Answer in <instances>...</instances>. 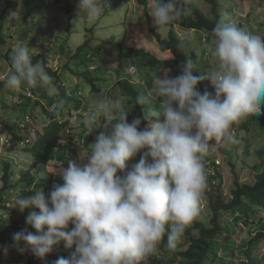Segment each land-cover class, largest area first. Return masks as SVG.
<instances>
[{"label": "clouds", "instance_id": "clouds-1", "mask_svg": "<svg viewBox=\"0 0 264 264\" xmlns=\"http://www.w3.org/2000/svg\"><path fill=\"white\" fill-rule=\"evenodd\" d=\"M192 2L150 0V14L157 28L166 27L190 15ZM106 5L105 0L79 2L83 19L90 22L102 17ZM212 35L207 52L214 67L206 76L193 75L195 63L186 57L180 75L154 74L152 86L137 95L135 102L142 107L159 99L158 108L144 113L146 127L141 128L140 118L128 122V111L119 99L95 101L83 119L89 135L102 115L118 123L110 134L96 136L83 157L68 160L58 173L63 183L54 184L47 197L42 190L17 197L15 206L22 213L39 209L26 217L35 234L27 229L13 234L17 251L30 250L43 260L63 241L74 251L70 259L60 257L54 264H146L166 233L164 247L176 250L199 214L207 157L221 146L238 143L233 126L260 115L264 105V36L238 26L227 12ZM29 51L24 44L13 49L4 87L13 91L40 87L56 96L53 77L43 63L32 62ZM203 79L211 82L214 98L197 89ZM137 154L139 161L126 170ZM210 161L215 165L216 160ZM2 247L7 255V246Z\"/></svg>", "mask_w": 264, "mask_h": 264}, {"label": "trees", "instance_id": "trees-1", "mask_svg": "<svg viewBox=\"0 0 264 264\" xmlns=\"http://www.w3.org/2000/svg\"><path fill=\"white\" fill-rule=\"evenodd\" d=\"M138 1L145 5L148 0ZM49 2L56 4L58 7L60 6L68 14L73 12L74 6H71L68 0H0V15L2 18L0 19V45H4L8 39L1 35L4 26L3 16L8 12L18 13L20 9L23 10L21 12L25 13L21 20L23 23L22 29L25 33L24 39H28L26 38L28 37V33H33V38L35 39L41 38L35 35L36 33L40 34L39 32L41 31L40 22L35 20V17L37 12H42L47 8ZM129 2L130 0H108V5L112 8H118L120 5H127ZM205 2L211 5L213 12H217V0H205ZM191 6L192 12L190 15L166 26L168 31L165 37L152 30L159 53L167 55L166 57L159 58L157 55L143 49L120 47L119 58L122 61L130 59L131 67L134 69L132 72L129 70V73H126L124 67L121 65L112 68L105 64L88 70V67L96 62H105L101 49L91 47L89 41H85L76 49L74 55H72L61 73H52L51 68L45 67V69L50 76H56L57 83L60 86L62 83L59 79L65 73L68 80L67 89H70V84L74 83L72 82L74 80L73 77L76 76L78 80L75 83L81 81L84 84L85 94L90 93L93 96L102 97L104 94L107 96L109 92L110 98L118 99L120 96L121 103L128 111V122L131 123L133 119L140 118L141 128H144L148 124V121L144 119V113L146 114L152 106L145 105L142 107L135 101L137 95L143 94L146 91V86L149 88L152 86L154 74L158 75L160 71L171 70L176 71L173 74L174 77L180 75L186 57H191L195 63V67L197 65V55L195 52H192L190 55L185 52L182 47L183 41L177 31L207 33L210 35V40L213 39L212 29L219 19L211 20L195 6L194 2H192ZM89 31L92 32V29ZM46 36L50 38L49 34ZM107 44L109 45L110 43L108 42ZM72 61H74L75 68L71 67ZM193 75L200 76L197 71H193ZM133 78L137 79V82H134ZM3 82L0 81V108L2 109L7 108V104L5 98H3L4 96L1 95V91L3 90L6 93L8 90V88L4 87ZM77 84L75 86L77 89L75 90L76 94L77 91L81 93ZM25 89L30 91L32 95L37 93V88L26 87ZM197 89L202 94L205 91L208 92L214 98L212 89L208 86L205 79L199 82ZM66 91L68 90L63 92L62 97H52L51 109H46L38 103L41 111H43L42 113L47 118L44 124L40 123V125L42 124V129L33 124L37 121L31 122L33 118H27L26 120V122H31L29 123L30 127L38 131L35 142L29 145V148L26 150L27 152L22 149L34 161L32 170L35 167L45 169L50 162H61L68 166V160H78L81 152L87 150L88 144L93 143L96 136L100 133L110 134L104 124L105 121H101L97 122L95 131L89 135L83 124V108L78 104L71 105L70 96L66 95ZM22 96L25 97L24 95ZM61 99L64 103L60 107L58 102ZM39 107L38 109L40 110ZM72 110L80 111L74 122H70L67 119ZM252 126H258L264 131V105H262L260 115H250L241 120L239 124L233 126V131L248 132ZM18 129L19 132L25 131L23 130L24 128L22 129V126ZM65 131H67V134L64 137ZM8 133L13 139H6L13 146H16L14 145L15 143H20L24 139V136H19L18 138L15 136L14 126L8 128ZM149 162H152L150 157ZM211 166L210 168L214 174L206 176V183H210V187L213 189L212 183L216 177H219V173L214 172V170L218 171L214 164ZM10 167L9 163L4 164L3 176L1 177L3 185L0 187V208H7L6 202L11 197H7V200H4L2 197L4 194L7 195L8 192L12 194L15 200L19 196L21 198L32 196L39 190H42L47 197L52 186L56 183L52 176L49 175L47 178L37 177L32 173L31 169L22 173L18 181L13 183ZM132 167L133 165L126 166V170H131ZM251 172L253 177L249 182L241 183L237 176L235 177L231 199L228 202L224 200L220 191H218L219 188H214L213 191H210L208 204L212 217L209 221V226L197 221L195 218L182 236L183 238L187 236V243H183L185 242L184 239L173 252H169L164 247L167 243L166 233L158 252L153 254V258L148 264H174L175 262L177 264H264V255H259V253L254 254L251 248L255 242H264V214L261 216V212L264 211V157L259 164L252 167ZM16 208L19 207L16 206ZM240 221L242 224H239ZM14 226V223L9 225L0 223V242L8 241L9 246H15L13 240V234L15 233ZM18 227H20L18 228L20 231L27 229V231L35 234V229L27 223L24 224L25 228L23 226ZM247 228H250L248 231L251 237L247 239L241 237V241L234 242V237H238L239 234L241 236ZM192 229L198 230L197 237L189 236ZM21 246H24L23 242H21ZM73 251L74 247L61 251L59 245H57L50 254L41 260L35 257L30 250H26L23 253L20 252L16 257L12 256V262L14 264H54L60 257L70 259ZM239 254L243 256V259L237 258Z\"/></svg>", "mask_w": 264, "mask_h": 264}, {"label": "rangeland", "instance_id": "rangeland-1", "mask_svg": "<svg viewBox=\"0 0 264 264\" xmlns=\"http://www.w3.org/2000/svg\"><path fill=\"white\" fill-rule=\"evenodd\" d=\"M68 2L71 6H74L71 14L66 13L63 8L56 6V4H52V2L48 3L45 10L36 13L35 20L40 22L41 31L39 32L40 34L36 33L35 35H37L36 37H41L39 39L33 38V33H28V37H26L28 39H24L25 33L22 29L23 23L21 20L25 13L21 12L23 11L22 9H20L18 13L8 12L3 16L4 26L1 35L8 39L4 45H0L1 82L4 81L5 77L12 70L11 55L13 54V49L20 44L27 45L30 48L29 55L34 64L41 62L45 67L51 68L52 73L56 74L64 70L76 49L85 41H89L90 46L93 48H100L102 57L105 61L104 63L96 62L90 65L88 70L105 64L112 68L121 65L124 67L126 73H129V70L131 72L134 71L131 67L132 64H130V59L128 61H122L119 58L120 47L143 49L157 55L159 58L167 56L159 53L153 31L165 37L168 28H157L155 25L154 18L150 14V0H148L145 5L141 4L138 0H130L127 5H120L118 8L110 7L108 5V0H105L107 5L105 6L104 14L96 22L83 19V12L79 7L80 0H68ZM193 2L195 6L211 20L220 19L221 16L227 12L238 26L250 33L264 36V0H217V12H213L211 10V5L206 3L205 0H193ZM0 19H2L1 15ZM77 20H79L78 23H74V21ZM91 29L92 32L89 31ZM177 33L183 41L182 47L185 52L188 55L195 52L197 55L198 62L194 71H197L200 76H206V72H210L214 67V62L207 52V47L212 42V39L210 40V35L194 31H177ZM48 34L50 38L46 36ZM108 42L110 43L109 45L107 44ZM74 65V61H72L71 67L75 68ZM160 72L161 75H163L164 71ZM167 72L171 77H174L173 74L176 73V71L171 70ZM73 78L74 80L72 82L74 83L70 84V89H67L68 80L65 73H63L61 79H59L62 83L61 86L57 83L56 76H53V82L58 88V94L54 96V98L58 96L62 97L63 92L68 90L66 91V95L70 96V104L73 106L78 104L83 108L82 119H84L85 115L95 107V101L101 98H110V93L108 92L107 96L104 94L102 97L93 96L90 93L85 94L84 84H82L81 81L75 83L78 77L76 78L75 76ZM136 80L137 79L133 78L134 82H137ZM205 81H207L215 97V90L211 82L208 79H205ZM76 84L77 86L79 85L82 94L79 91H77L76 94ZM25 88L26 86H22L21 89L17 91L8 89L6 93H4L3 90L1 91V95L5 98L7 108H0V187L3 185L1 177L3 176L5 163L11 165L10 172L13 175V183L18 181L22 173L34 166L33 159L26 153L29 145L22 146L15 143L14 145L16 146L12 144L7 146V144H2L3 138L13 139L11 135L9 136L8 128L10 126L15 127V136H17V138L19 136L25 137L27 135V130L32 128L29 126V123L37 121L33 124L39 129H42V124L47 120L38 103L46 109L52 108L50 105L53 96H49L43 88L37 87L36 95H32L30 91ZM145 88H147L146 91L149 89L147 86ZM118 99L122 101L120 96ZM59 106L61 107L60 104ZM147 106L158 108L159 99L157 98L151 105ZM27 118H33V121L26 122ZM111 118L115 119V116L113 115ZM101 121H105L104 124L109 132H111L112 127L118 123L116 120L108 121L103 115L97 120V122ZM40 123L42 124L40 125ZM21 126L25 131L19 132L18 128H21ZM193 132H195V129H193ZM66 134L67 131L64 132L63 136L65 137ZM234 134L238 139V143L221 146L206 159V166L207 162L210 160L219 161L217 167L218 171L214 170L215 173H219V177H216L213 181V189L210 187V183H206L204 195L200 204V211L196 217L197 221L207 226H209L208 224L212 217V212L208 204L210 191H213L214 188H219L218 191H220L224 200L228 202L231 199V191L234 187L235 177L237 176L241 183L251 181L253 177L251 172L252 167L259 164L264 157V131L258 126H252L248 132H234ZM85 152L86 151H82L80 157H83ZM139 159L140 154H137L136 157L126 163V166L134 165ZM63 167L66 168L67 166L61 162H50L45 169L42 167H35L31 170L37 177L47 178L49 175L52 176L53 180L56 181L54 184H58L63 183L61 177L58 175ZM205 171L206 176L212 174V171L209 172L208 168H206ZM7 197L11 198L6 202V209L0 208V223L3 225L14 223L15 226L13 228L16 233L20 231L18 230V228H20L18 226H23V228H25L24 224H26V217L29 212H39V209L29 208L25 209L22 213L19 208H16L15 199L10 192H8L7 195L4 194L2 198L7 200ZM263 214L264 211L261 212V216ZM239 224H242V222L240 221ZM71 227L72 225L70 224L69 228L71 229ZM249 229L250 228L245 229L241 236L239 234L238 237H234V242L237 243L241 241V237L243 239L250 238ZM189 236L197 237L198 230L192 229ZM183 240L185 242H183ZM7 242L8 241L0 242V264H14V262H12V256L16 257L20 254L15 246H9ZM182 242L187 243V236L184 238L182 237L177 246ZM253 245L254 246L251 248L254 254L259 253V255H264V242H255ZM2 246H7V255L4 254ZM59 247L61 251L68 250L63 241L60 242ZM237 256L238 259H243L241 254ZM152 258L153 255L149 256L146 264L150 263ZM174 264H177V262Z\"/></svg>", "mask_w": 264, "mask_h": 264}, {"label": "built area", "instance_id": "built-area-1", "mask_svg": "<svg viewBox=\"0 0 264 264\" xmlns=\"http://www.w3.org/2000/svg\"><path fill=\"white\" fill-rule=\"evenodd\" d=\"M79 114H80V111L72 110L70 112V114L67 116V119H69L70 122H74L77 119ZM36 135H37L36 129H34V128L30 129L29 134L27 135V137L23 141L20 142V145H28V144L33 143V141L36 139ZM2 144H9V142L7 139L3 138ZM211 165H212L211 161H208L206 168L209 169V172L212 171V174H214L213 170L210 168V167H212ZM217 165H219L218 160L215 161V166H217Z\"/></svg>", "mask_w": 264, "mask_h": 264}]
</instances>
